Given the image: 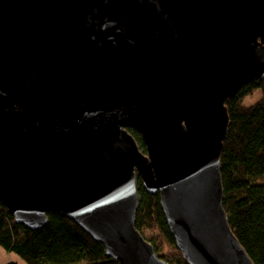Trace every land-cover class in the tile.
<instances>
[{
    "label": "water",
    "instance_id": "water-1",
    "mask_svg": "<svg viewBox=\"0 0 264 264\" xmlns=\"http://www.w3.org/2000/svg\"><path fill=\"white\" fill-rule=\"evenodd\" d=\"M262 79L264 0H0V201L119 264H169L136 228L140 177L190 264H255L220 166L226 102Z\"/></svg>",
    "mask_w": 264,
    "mask_h": 264
},
{
    "label": "trees",
    "instance_id": "trees-1",
    "mask_svg": "<svg viewBox=\"0 0 264 264\" xmlns=\"http://www.w3.org/2000/svg\"><path fill=\"white\" fill-rule=\"evenodd\" d=\"M256 91L260 97L247 105L246 98ZM226 105L230 123L220 166L224 209L233 233L253 262L264 264V79L245 85ZM129 131L145 152L140 133L133 128ZM137 188L136 228L160 258L169 264H190L171 233L160 193H150L140 177ZM0 246L27 264H119L73 220L53 213L44 228L28 229L16 222L1 201Z\"/></svg>",
    "mask_w": 264,
    "mask_h": 264
},
{
    "label": "rangeland",
    "instance_id": "rangeland-1",
    "mask_svg": "<svg viewBox=\"0 0 264 264\" xmlns=\"http://www.w3.org/2000/svg\"><path fill=\"white\" fill-rule=\"evenodd\" d=\"M260 97V93L256 91L253 95L246 98L245 102L247 105H251ZM14 261L18 264H27V262L14 252H8L2 246H0V264H5L7 262Z\"/></svg>",
    "mask_w": 264,
    "mask_h": 264
}]
</instances>
